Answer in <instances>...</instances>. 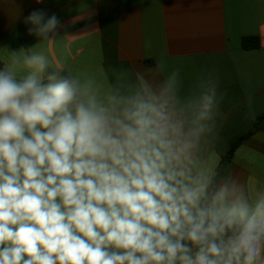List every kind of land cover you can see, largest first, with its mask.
<instances>
[{"label":"clouds","instance_id":"obj_1","mask_svg":"<svg viewBox=\"0 0 264 264\" xmlns=\"http://www.w3.org/2000/svg\"><path fill=\"white\" fill-rule=\"evenodd\" d=\"M24 22L41 43L0 68V264H264V191L210 147L213 74L182 94L163 62L65 71L41 45L69 25Z\"/></svg>","mask_w":264,"mask_h":264},{"label":"crops","instance_id":"obj_2","mask_svg":"<svg viewBox=\"0 0 264 264\" xmlns=\"http://www.w3.org/2000/svg\"><path fill=\"white\" fill-rule=\"evenodd\" d=\"M37 9L69 25L41 45L65 71L102 67L114 80L113 70H126L135 80L163 62L165 77L180 68L182 94L212 73L223 95L210 145L219 165L264 115V0H0V68L10 51L41 43L24 22ZM244 37H258L260 47L243 49ZM225 174L264 191V128L239 145Z\"/></svg>","mask_w":264,"mask_h":264},{"label":"trees","instance_id":"obj_3","mask_svg":"<svg viewBox=\"0 0 264 264\" xmlns=\"http://www.w3.org/2000/svg\"><path fill=\"white\" fill-rule=\"evenodd\" d=\"M242 48L245 50L248 49H254L260 47V40L258 37H244L241 41ZM264 128V115L259 117L254 126L246 133L245 135L241 136L236 142H234L230 148V150L226 153V155L223 156L221 163L219 165V171L221 175H224V171L226 170V167H228L231 164L232 158L235 154L236 149L239 147L242 142H244L246 139L251 137L256 132L260 131Z\"/></svg>","mask_w":264,"mask_h":264}]
</instances>
